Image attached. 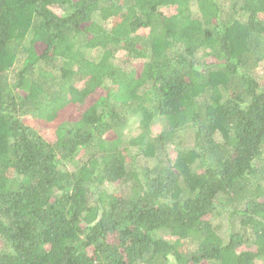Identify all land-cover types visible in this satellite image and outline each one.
I'll return each instance as SVG.
<instances>
[{
  "label": "trees",
  "instance_id": "trees-1",
  "mask_svg": "<svg viewBox=\"0 0 264 264\" xmlns=\"http://www.w3.org/2000/svg\"><path fill=\"white\" fill-rule=\"evenodd\" d=\"M263 61L264 0H0V264H264Z\"/></svg>",
  "mask_w": 264,
  "mask_h": 264
},
{
  "label": "rangeland",
  "instance_id": "rangeland-1",
  "mask_svg": "<svg viewBox=\"0 0 264 264\" xmlns=\"http://www.w3.org/2000/svg\"><path fill=\"white\" fill-rule=\"evenodd\" d=\"M226 1H229V0H226ZM107 24H108V26H110L109 23H107ZM87 55H89L90 57H95V53L94 52H88ZM119 60H121V59H119ZM263 72H264V61L259 64V67L257 69V74H259V76L261 77L263 75ZM73 109H74V107H68V108H66L65 111H61V113H60L61 117L59 119H61V120L64 119V118L66 119L67 116H68V114H71L72 116H76L77 114L72 113ZM26 120L30 124H32V125L35 126V122H34V120L32 118L28 117ZM134 128H135V125H132L131 124L129 126V128L126 130V133L127 134H134ZM159 129H160V126L158 124H156L153 127V130L154 131H159ZM39 132L41 134H43L45 138L51 139L53 137V132L52 131H49V130H46V131L39 130ZM213 223H214V225L216 227H218L220 225V223H219V216L214 219ZM222 224H224V222ZM222 224H221V226H222ZM161 235L163 237H166V234H164V233H161ZM201 264H206V263H201Z\"/></svg>",
  "mask_w": 264,
  "mask_h": 264
}]
</instances>
